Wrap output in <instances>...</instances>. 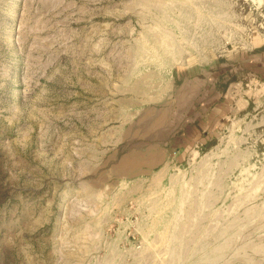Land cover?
<instances>
[{"label": "rangeland", "instance_id": "obj_1", "mask_svg": "<svg viewBox=\"0 0 264 264\" xmlns=\"http://www.w3.org/2000/svg\"><path fill=\"white\" fill-rule=\"evenodd\" d=\"M0 264H264V0H0Z\"/></svg>", "mask_w": 264, "mask_h": 264}, {"label": "crops", "instance_id": "obj_2", "mask_svg": "<svg viewBox=\"0 0 264 264\" xmlns=\"http://www.w3.org/2000/svg\"><path fill=\"white\" fill-rule=\"evenodd\" d=\"M189 136L188 134H185L184 132H182L181 134H179L178 138L180 139L177 145V151L181 150V148H183V146L185 145L184 140L185 137ZM185 149V148H183ZM179 152V151H178ZM154 159L153 160H157V165H161V164H166V160L167 157L171 156V153H169V150L164 147V146H159L158 148H156L155 152H154ZM151 160V157H148ZM148 163V162H145Z\"/></svg>", "mask_w": 264, "mask_h": 264}]
</instances>
